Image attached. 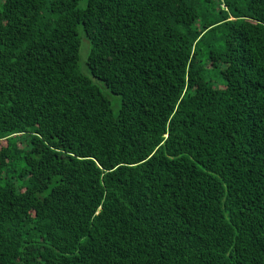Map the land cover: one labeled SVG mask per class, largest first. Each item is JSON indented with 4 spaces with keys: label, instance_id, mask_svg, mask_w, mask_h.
<instances>
[{
    "label": "trees",
    "instance_id": "obj_1",
    "mask_svg": "<svg viewBox=\"0 0 264 264\" xmlns=\"http://www.w3.org/2000/svg\"><path fill=\"white\" fill-rule=\"evenodd\" d=\"M0 264H264V0H0Z\"/></svg>",
    "mask_w": 264,
    "mask_h": 264
},
{
    "label": "rangeland",
    "instance_id": "obj_2",
    "mask_svg": "<svg viewBox=\"0 0 264 264\" xmlns=\"http://www.w3.org/2000/svg\"><path fill=\"white\" fill-rule=\"evenodd\" d=\"M82 6H83V4H82ZM89 48H90V45H89L88 40L81 34L79 64H80L81 68L83 66L85 67V70H86L85 73H87V69H86L85 64H86V60H87V57H88V54H89ZM92 81H93V83H95L96 85H98L101 88L102 92L106 95V97L108 98V100L111 103L113 113L116 114L118 112V110H119V107H120V98L111 95L108 92V90L103 87L101 82H98L96 80H92Z\"/></svg>",
    "mask_w": 264,
    "mask_h": 264
}]
</instances>
